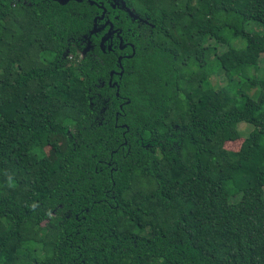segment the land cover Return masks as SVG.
Masks as SVG:
<instances>
[{"label": "trees", "instance_id": "trees-1", "mask_svg": "<svg viewBox=\"0 0 264 264\" xmlns=\"http://www.w3.org/2000/svg\"><path fill=\"white\" fill-rule=\"evenodd\" d=\"M126 2L112 87L89 7L0 0V264H264V0Z\"/></svg>", "mask_w": 264, "mask_h": 264}, {"label": "flooded vegetation", "instance_id": "flooded-vegetation-1", "mask_svg": "<svg viewBox=\"0 0 264 264\" xmlns=\"http://www.w3.org/2000/svg\"><path fill=\"white\" fill-rule=\"evenodd\" d=\"M75 3L89 7V9L81 11L80 14L83 17L89 14V25L75 40L76 51L79 53V57L89 56L94 59L99 58L101 53L111 52L115 68L109 70L107 83L116 87L119 78L117 75L120 71L118 62L122 65L124 59H128L134 54L133 40L136 39V35L139 36L131 26L140 27L142 23L148 25L149 23L145 17L135 12L126 0H66V5L69 8L73 6L77 12L80 10L78 6L71 5ZM143 29L146 28L143 27ZM115 75L117 78L113 79ZM104 82L101 81V84L103 85Z\"/></svg>", "mask_w": 264, "mask_h": 264}, {"label": "rangeland", "instance_id": "rangeland-1", "mask_svg": "<svg viewBox=\"0 0 264 264\" xmlns=\"http://www.w3.org/2000/svg\"><path fill=\"white\" fill-rule=\"evenodd\" d=\"M259 67H260V70L259 69H255V68L249 69L248 70V74L249 75H255V76H258V77L261 76L263 74V72H264V60L261 61V63H259ZM222 78H223V74L222 73L214 75V76H212V82L216 81V82L221 83V82H223ZM254 90H255L254 88L249 89L248 90L249 94L254 92ZM237 128H238L240 134L242 135V136L240 135L241 136L240 138H244L243 136H245L252 129V126L247 124V123H245V122H240L238 124ZM240 143H241V140H236V141H232V142H226L225 143V147L227 149L234 150V149H237L239 147Z\"/></svg>", "mask_w": 264, "mask_h": 264}, {"label": "water", "instance_id": "water-1", "mask_svg": "<svg viewBox=\"0 0 264 264\" xmlns=\"http://www.w3.org/2000/svg\"><path fill=\"white\" fill-rule=\"evenodd\" d=\"M62 1H65V0H62ZM102 42H103V39H102Z\"/></svg>", "mask_w": 264, "mask_h": 264}]
</instances>
